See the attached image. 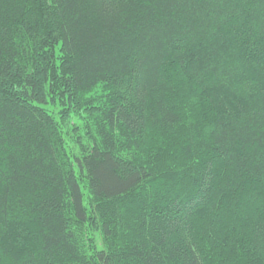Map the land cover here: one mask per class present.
<instances>
[{
    "label": "trees",
    "instance_id": "obj_1",
    "mask_svg": "<svg viewBox=\"0 0 264 264\" xmlns=\"http://www.w3.org/2000/svg\"><path fill=\"white\" fill-rule=\"evenodd\" d=\"M0 264H264V0H0Z\"/></svg>",
    "mask_w": 264,
    "mask_h": 264
}]
</instances>
